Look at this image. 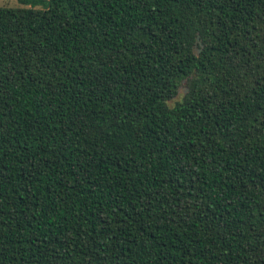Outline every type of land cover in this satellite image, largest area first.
I'll list each match as a JSON object with an SVG mask.
<instances>
[{
	"label": "trees",
	"instance_id": "1",
	"mask_svg": "<svg viewBox=\"0 0 264 264\" xmlns=\"http://www.w3.org/2000/svg\"><path fill=\"white\" fill-rule=\"evenodd\" d=\"M17 1L0 264H264V0Z\"/></svg>",
	"mask_w": 264,
	"mask_h": 264
},
{
	"label": "rangeland",
	"instance_id": "2",
	"mask_svg": "<svg viewBox=\"0 0 264 264\" xmlns=\"http://www.w3.org/2000/svg\"><path fill=\"white\" fill-rule=\"evenodd\" d=\"M19 3L17 0H0V7H7V8H17L19 7ZM185 83H182V85L179 88L178 95L175 99L168 101V106L172 108L177 102H180L183 98V96L186 93Z\"/></svg>",
	"mask_w": 264,
	"mask_h": 264
}]
</instances>
